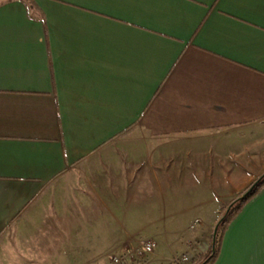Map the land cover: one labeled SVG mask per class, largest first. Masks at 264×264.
Instances as JSON below:
<instances>
[{
	"label": "crops",
	"instance_id": "0c3cea01",
	"mask_svg": "<svg viewBox=\"0 0 264 264\" xmlns=\"http://www.w3.org/2000/svg\"><path fill=\"white\" fill-rule=\"evenodd\" d=\"M263 174L264 0L0 2V264L162 263ZM211 264H264V187Z\"/></svg>",
	"mask_w": 264,
	"mask_h": 264
},
{
	"label": "rangeland",
	"instance_id": "374dc122",
	"mask_svg": "<svg viewBox=\"0 0 264 264\" xmlns=\"http://www.w3.org/2000/svg\"><path fill=\"white\" fill-rule=\"evenodd\" d=\"M5 0H0V2ZM195 226H197V222L195 221L192 226H189V231H193ZM188 234V235H187ZM171 238V244L173 247L172 256L170 255L168 258H163L165 261L162 263L158 260L156 257L153 256V252L151 254L145 253L143 250V243L147 240H140L136 242L135 250H130L126 252H122V255L120 257H111L110 261L112 262L113 258H119L120 264H175L172 262V259L174 257L181 258L183 256H188L191 254H194V247L196 244H202V241H208V243L211 241V236L205 235V236H195V235H189V233H186L182 236H169ZM154 243L153 241H151ZM167 242V241H166ZM211 243V242H210ZM155 247V244H154ZM192 253H190L189 250H192ZM184 249L181 251V249ZM154 250V249H153ZM198 255H194L192 260H188V262L181 263V264H194L197 260ZM156 258V259H155ZM112 264V263H110Z\"/></svg>",
	"mask_w": 264,
	"mask_h": 264
},
{
	"label": "trees",
	"instance_id": "16d2710c",
	"mask_svg": "<svg viewBox=\"0 0 264 264\" xmlns=\"http://www.w3.org/2000/svg\"><path fill=\"white\" fill-rule=\"evenodd\" d=\"M258 180V181H257ZM257 183L254 186V188L250 191V193H248L245 197L239 199V197L237 199H235L230 205H229V211L227 213V215L225 216V218L219 223L217 231H216V237H215V242H214V247L212 248V245L210 244V247L208 249V251L200 256L194 264H211L215 258L218 255L219 252V247H220V243H221V239H222V235L224 233V230L226 228V226L228 225V223L230 222V220L239 212V210L241 209V207L250 199L252 198L254 195H256L258 192H260V190L264 187V174L257 179ZM255 181V182H256ZM254 182V183H255ZM253 183V184H254ZM252 185V184H251ZM250 185V186H251ZM249 186V188H250ZM248 188V189H249ZM247 189V190H248ZM246 190V191H247ZM245 191V192H246ZM242 196V195H241Z\"/></svg>",
	"mask_w": 264,
	"mask_h": 264
},
{
	"label": "built area",
	"instance_id": "2783aa9c",
	"mask_svg": "<svg viewBox=\"0 0 264 264\" xmlns=\"http://www.w3.org/2000/svg\"><path fill=\"white\" fill-rule=\"evenodd\" d=\"M142 245H143V250L145 251V253L151 254L153 252L154 243H152L150 240L145 241ZM172 262L175 264L185 263V262H188V257L187 256H183L181 258L174 257L172 259ZM111 263L112 264H120V259L119 258H113Z\"/></svg>",
	"mask_w": 264,
	"mask_h": 264
},
{
	"label": "water",
	"instance_id": "95a60500",
	"mask_svg": "<svg viewBox=\"0 0 264 264\" xmlns=\"http://www.w3.org/2000/svg\"><path fill=\"white\" fill-rule=\"evenodd\" d=\"M257 181H258V180H257ZM257 181H256L254 184H252V185L250 186V188H249L246 192H244V193L242 194V196L239 197V199L245 197L248 193H250V191H251V190L254 188V186L256 185ZM229 208H230V207H228V208L226 209L225 213H224L223 216L220 218V220L217 222V224H216V226H215V228H214V230H213L212 239H211V245H212V248L214 247V242H215L216 231H217L218 225H219V223L225 218V216L227 215V213H228V211H229Z\"/></svg>",
	"mask_w": 264,
	"mask_h": 264
}]
</instances>
